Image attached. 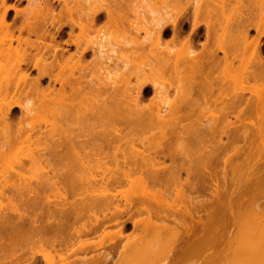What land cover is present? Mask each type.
Listing matches in <instances>:
<instances>
[{"label": "bare ground", "instance_id": "obj_1", "mask_svg": "<svg viewBox=\"0 0 264 264\" xmlns=\"http://www.w3.org/2000/svg\"><path fill=\"white\" fill-rule=\"evenodd\" d=\"M57 1L0 0V264H264V0H196L198 51L188 0Z\"/></svg>", "mask_w": 264, "mask_h": 264}, {"label": "rangeland", "instance_id": "obj_2", "mask_svg": "<svg viewBox=\"0 0 264 264\" xmlns=\"http://www.w3.org/2000/svg\"><path fill=\"white\" fill-rule=\"evenodd\" d=\"M35 1H36V0H34V1H33V0H30L31 4L34 3ZM83 1H84V0H83ZM92 1H93V2H92V4H93L95 0H92ZM96 1H99V0H96ZM131 1H133V0H131ZM135 1H137V0H134L133 2H131V4L133 5V3H135ZM150 1H151V0H150ZM153 1H154V0H153ZM153 1H151V2H153ZM155 1H156V5H158V6L162 5V3H161V4H160V3L158 4V1H159V0H155ZM186 1H187V0H182V1H179V2H183V3H185ZM28 2H29V0L27 1L25 7H23V8L28 7V4H30V2H29V3H28ZM84 2H85V1H84ZM84 2H81L82 4H80V6L82 5V6H81V9H82V10L85 9V6H87L86 8L88 9V5H86V4L90 3L91 1H90V2H89V0L86 1V4H85ZM87 2H88V3H87ZM138 2H139V1H138ZM159 2H160V1H159ZM187 2H188L187 8H189V7L192 8V5L194 6V4L196 3V0H191L190 2H189V0H188ZM192 2H193V3H192ZM72 3H73V2H72ZM96 3H97V2H96ZM96 3H95V4H96ZM136 3H137V2H136ZM139 3H140V2H139ZM183 3H182V4H183ZM31 4H30V5H31ZM90 4H91V3H90ZM90 4H89V5H90ZM142 4H143V5H142ZM189 4H190V6H189ZM134 5H135V4H134ZM136 5H139V4H136ZM164 5H165V4H164ZM164 5H162V6H163L162 9H163L164 11L161 10L160 13H159V16H161V17H163V18L167 17L166 14L168 13V12H167L168 9L166 8L167 6L164 7ZM73 6H74V5H73ZM80 6H79V7H80ZM83 6H84V9L82 8ZM142 6H143L144 8H140V5H139L138 8H140V10L143 9V16H144L145 14H147V15L144 16V17L146 18V20H147V18L151 19V16H154V15H153V14L150 15L151 12H147V11H146L147 9H148V11H150L149 8L152 9V8L150 7L151 5L144 4V2L142 1V3H141V7H142ZM74 7H75V6H74ZM132 7H133V6H132ZM23 8H22V9H23ZM133 8H135V7H133ZM133 8H132V9H133ZM193 8H194V7H193ZM193 8H192V9H193ZM75 9H76V7H75ZM144 9H145V10H144ZM85 10H86V9H85ZM135 10H136V9H135ZM140 10H139V11H140ZM193 10H194V9H193ZM162 11H163V12H162ZM129 12L132 13V14L130 15V14L128 13V17H129V18L131 17V19H132V18L134 17V16H132V15H133V12H132L130 9H129ZM144 12H145V14H144ZM141 13H142V12H141ZM162 13H163V14H162ZM147 16H148V17H147ZM101 19H102V17H101ZM99 21H100V20H99ZM99 24H100V23H99ZM97 25H98V23H97ZM97 25H96V26H97ZM98 26H99V25H98ZM98 26H97V27H98ZM99 27H100V26H99ZM99 27L97 28V30L101 28V32H102V30H103V28H102V27H103V24H101V27H100V28H99ZM93 30H95V32H96V28L93 29ZM95 32H93L92 34H94ZM104 32H105V31H104ZM102 33H103V32H102ZM143 34H144L143 32H140V36H143ZM94 35H98V34L95 33ZM98 36H99V35H98ZM170 36H171V34H167V33H165V34L163 35V37H166L165 39L170 38ZM102 40H104L103 43L101 42ZM263 40H264V37H263ZM98 41L101 42V44H99L100 47H103V48L105 47V51H102L103 54H102V53H99V54L103 55V57H104V55L107 56L108 54H110V50H107V52H106V49L109 47L108 44H111V43H108L107 41H106V43H105V39H101V40H98ZM107 43H108V44H107ZM4 44H5V41H4ZM95 44H97V43H95ZM102 44H103V45L106 44V45L103 46ZM111 45H112V47H110L109 49L113 48V46L115 45V43H114V44H111ZM95 46H96V45H95ZM95 46H94V47H95ZM106 46H107V47H106ZM97 47H98V48H97ZM97 47L95 48L96 50L100 49L99 46H97ZM115 47H116V46H115ZM115 47H114V48H115ZM103 50H104V49H103ZM99 51H100V50H99ZM99 51H98V52H99ZM104 53H105V54H104ZM107 53H108V54H107ZM112 53H113V54H112ZM112 53L110 54V55L112 56V58H110L112 61H114V58H115V61H116L117 59H119V58H118V57L120 56L119 54L114 53V52H112ZM114 54H115V55H114ZM113 56H116V57H113ZM107 57H110V56H107ZM100 60H101V59H100ZM115 61H114V62H115ZM116 62H118V60H117ZM118 63H119V62H118ZM33 73H34V72H33ZM10 156H11V155H9V157H10ZM12 157L15 158V159H12V160H16V161H17V159H18L17 157H18V156L15 155V157H14V155H13ZM6 158H7V160L5 159V157L3 158V161L6 160V161L8 162L6 165H4L6 162H4V164H2L3 162H2V163L0 162V163H1L0 165H2V166L4 165L5 168L2 167L4 170H6L8 164H9V166H10V164H11V163H9V161H11V160L8 161V157H6ZM16 158H17V159H16ZM10 159H11V158H10ZM14 162H15V161H14ZM12 163H13V161H12ZM13 164H15V163H13ZM13 164H11V166H12ZM9 166H8V167H9ZM9 168H11V167H9ZM9 168L7 169V171H9ZM37 168H38V166H37ZM37 168H33V167H31V168H29V169H26V170H27V173L25 172V170H23V171L21 170V171H22V175H23V177H26V178H28L29 176H30V177H35L36 175L39 174V171H37V170H38ZM31 169H32V170H31ZM33 169H36V172H37V173H36L35 170H33ZM28 170H29V171H28ZM21 171H20V172H21ZM23 172H24V173H23ZM25 175H26V176H25ZM130 188H131V187H130ZM132 188H133V187H132ZM52 189H53V188H52ZM125 190H127L128 192H132V191H133L132 193H134V191H136L135 188H134V190H132V189H128V187L125 188ZM47 192H49V191H47ZM69 194H70V193H69V190H68V195H69ZM71 194H72V193H71ZM70 196H71V195L68 196L69 199H70ZM72 196H73V195H72ZM72 196H71V197H72ZM51 197H52V196H51ZM195 217H196V216H195ZM113 224H115V226L118 228V224H117V223H112V225L109 224L110 228L108 227V225L105 226V228L108 227L109 230H111V228L114 226ZM115 226H114V227H115ZM114 227H113V228H114ZM131 227H132L131 224L127 223V227H126V229L124 230L125 233L128 232L129 230H131V229H132ZM105 228H104V229H105ZM113 228H112V231H111V232H113V230H114ZM130 228H131V229H130ZM105 230H106V229H105ZM107 230H108V229H107ZM116 230H117V229H116ZM116 230H115V231H116ZM193 230H194V231H195V230L197 231V230H198V229H197V226H196V228H195V226H194V227H193ZM197 232H198V231H197ZM100 234H101L100 236L102 237V231H101ZM96 235L98 236L99 234H96ZM100 236H98V237H100ZM101 237H100V238H101ZM91 238H95V240L93 239L94 241L97 240L95 236H93V237H91ZM122 238H123V237H122ZM122 238H121V239H122ZM104 239H105V238H104ZM124 239H125V238H124ZM124 239H123V240H124ZM88 240H90V238H89ZM98 240H99V238H98ZM98 240H97V241H98ZM123 240H122V242H123ZM152 240H154V238H153ZM90 241H92V240H90ZM94 241H93V242H94ZM97 241H96V242H97ZM77 242H78V241H77ZM94 243H95V242H94ZM152 243H153V242H152ZM159 244H160V243H159ZM166 245H167V244H166ZM237 246H238V244L235 242V243L233 244V247H237ZM100 247H101V246H100ZM162 247H163V248L165 247V249L167 250L166 252H168V253H165V251L162 252V251H163L162 249L160 250L161 252H158L159 249H156V251H157L158 253H160V254H157V253H156L155 258H156V257H157V258H156V259L154 258V261H153L152 264H154V262H156V261H157V263H159V264H165V263L168 262V258H169V248H168L167 246H164V244L162 245ZM166 247H167V248H166ZM98 248H99V247L97 246L96 249H98ZM101 248H102V247H101ZM101 248H99V249H101ZM99 249H98V250H99ZM95 251H96V250H95ZM235 252H237V251H235ZM235 252H233V254L230 255V260H232V261L235 260V257H236L235 255H237V257H238V256L240 257V253L237 252V253L235 254ZM164 253H165V254H164ZM162 254H163V255H162ZM154 255H155V253H154ZM164 255H165V256H164ZM204 255H205V254H204ZM204 255H203V256H204ZM200 256H201V255H198V254H197L196 257L192 256V258L189 257V259H188V258H187V259L184 258V259L187 260L188 262L191 261L190 263H188V262L185 261L184 259H183L181 262L186 263V264H198V263L200 264L201 261H202L201 264H207L208 259L205 257V258H204L205 261H204V259L202 260L203 257H200ZM72 257H73V256H72ZM79 257H80V256H79ZM164 257H165V259H164ZM167 257H168V258H167ZM70 258H71V257H70ZM166 258H167V259H166ZM151 259H153V257H152ZM206 259H207V261H206ZM236 259H237V258H236ZM164 260H166L167 262L164 261ZM193 260H194V261H193ZM199 261H200V262H199ZM236 261H237V260H236ZM93 262H94V264L97 263V262L95 263V261H93ZM181 262H179V263H181ZM193 262H194V263H193ZM195 262H197V263H195ZM204 262H206V263H204ZM237 262H238V261H237ZM183 263H182V264H183ZM222 263H224V262H222ZM41 264H42V263H41ZM89 264H91V263H89ZM92 264H93V263H92ZM97 264H98V263H97ZM224 264H225V263H224Z\"/></svg>", "mask_w": 264, "mask_h": 264}, {"label": "flooded vegetation", "instance_id": "obj_3", "mask_svg": "<svg viewBox=\"0 0 264 264\" xmlns=\"http://www.w3.org/2000/svg\"><path fill=\"white\" fill-rule=\"evenodd\" d=\"M27 1H28V0H7V4H10V3H11V4H15V6H17V8L20 7V8L22 9V8L26 5ZM52 1H53V3L55 4V8H56L55 10H58V9L60 8V4H61V2L59 3V1H57V0H52ZM127 1H129V0H127ZM58 3H59V4H58ZM182 3H183V2H182ZM202 3H204V2H202ZM202 3H201V6L206 5V4L203 5ZM130 4H131V3H130ZM57 5H59V6H57ZM209 5H210V4H209ZM201 6H200V8H201ZM205 7H206V6H205ZM20 8H19V9H20ZM207 8H209V6H208ZM201 9H202V8H201ZM203 9H204V7H203ZM186 10H187V11H184L183 15H182L181 18H180V22H179V26H181V27H180L181 35L183 36L184 34L186 35L187 33H190V32H191V33H192V39H193V43H194L195 50L197 49V51H198V50H201V49H199V48H203V47H202V46H203L202 44H204V43H209V42H206V40H207V31H206V27L204 26V25H206V24H203V21H200V20H199L201 23H198V24L194 27L195 30H194L192 27H189V25L192 26L191 23L193 24V22L189 21V20H192V16H191V15L193 14V13H192V12H193V11H192L193 9H192L191 7H189V8H186ZM13 11H14V10H12V8L8 10V19H9V20H10V18L13 19V15H14V17H15V15H16V14H14ZM199 11H201V10H199ZM203 11H207L206 8H205ZM190 12H191V13H190ZM200 13L202 14V12H200ZM200 16H201V15H200ZM199 19H200V18H199ZM10 21H11V20H10ZM16 23H18V22H16ZM99 23H100V22H99ZM99 23H98V24H99ZM204 23H205V22H204ZM54 28H55V27H54ZM190 28L193 29L194 31L191 30ZM52 30H53V28H52ZM54 30H55V29H54ZM189 30H190V31H189ZM17 31H18V30H17ZM17 31H16V28H15L14 32L17 33ZM205 31H206V32H205ZM184 32H185V33H184ZM186 32H187V33H186ZM66 33H67V29L64 28V30H63V35H61V39H60L61 42H62L65 38H67V34H66ZM165 33H167V34L171 33V27H170V26L166 27V29H165ZM165 33H164V34H165ZM183 33H184V34H183ZM191 33H190V34H191ZM204 33H205V34H204ZM17 34H18V33H17ZM17 34H16V35H17ZM24 35H25V33L23 32V36H24ZM203 36H204V37H203ZM33 37H34V36H32V37L30 36L31 39H32ZM205 38H206V40H205ZM33 39H34V38H33ZM164 39H165V38H164ZM195 41H197V42H195ZM202 41H205V42L203 43ZM207 41H208V40H207ZM14 44H15V43H14ZM90 53H91V52L88 53L87 58L91 55ZM90 57H91V56H90ZM90 57H89V58H90ZM65 206L68 207L69 204L67 203V204H65ZM99 215L102 216V214H99ZM83 217H84V215L82 216V218H83ZM86 217H87V216H86ZM82 218H81V220H80V219L78 220V221H80V224L82 223L81 221H84V220H86V222L84 221L85 224H87V223L89 224L87 218H86V219H84V218L82 219ZM119 219H120V218H119ZM78 223H79V222H78ZM78 223L76 222V224H78ZM128 223L131 224L130 221H128ZM76 224H75V226H76ZM80 224H78L77 227L80 228V226H81ZM79 225H80V226H79ZM86 226H87V225H86ZM88 226H89V225H88ZM102 226H104V221L102 222V225H98L97 229H94V228H93L92 231H90V232L88 231L89 233H88V232L85 233V231H84V233H85L86 235L82 232L84 236L81 234V235H79L78 237H81V239L84 238V240H85V239H88V238H90V237L95 236L96 234H100V232H101V230H102L101 228H103ZM83 229H84V228H83ZM81 230H82V229H81ZM70 231H71V229H70ZM61 235H62V234H61ZM64 235H65V236H68V237H71V236L73 237V234H72L71 236H69L68 234H64ZM64 235H63V237H65ZM75 235H76V234H75ZM75 235H74V236H75ZM76 236H77V235H76ZM76 236L74 237L75 239H76ZM82 236H83V237H82ZM72 237H71V238H72ZM78 237H77V240H78ZM58 238H59V237H58ZM58 238H57V239H58ZM60 238H61V237H60ZM74 238H73V239H74ZM66 239H68V238L65 237V241H67ZM73 239H72V240H73ZM79 239H80V238H79ZM59 240H60V239H59ZM70 240H71V239H70ZM72 240H71V241H72ZM82 240H83V239H82ZM73 241H74V240H73ZM75 242H77V241H75ZM58 243H59V242H56V244H58ZM60 244H63V242L60 243ZM60 244H59V245H60ZM65 244H66V243H65ZM67 244H68V243H67ZM67 244H66V246H67ZM69 244H70V243H69ZM74 244H76V246H77V243H74ZM57 246H58V245H57ZM62 246H63V245L58 246V247H60L61 250H62V249L65 248V247L63 248ZM69 246L72 248V247H74L75 245H73V246H72V245H69ZM70 247H69V248H70ZM66 248H67V247H66ZM66 248H65V249H66ZM66 250H67V249H66ZM66 250H65V251H66ZM88 251H90V250H88ZM88 251H87V252H88ZM91 251H92V250H91ZM93 251H95V248L93 249ZM62 252H64V251H62ZM67 252H68V251H66L65 253H67ZM79 254L81 255V254H84V253H79ZM88 254H89V252H88Z\"/></svg>", "mask_w": 264, "mask_h": 264}, {"label": "clouds", "instance_id": "obj_4", "mask_svg": "<svg viewBox=\"0 0 264 264\" xmlns=\"http://www.w3.org/2000/svg\"><path fill=\"white\" fill-rule=\"evenodd\" d=\"M32 107H33V101L31 99H28V100L25 101V105H24L22 111H25L29 115H31L32 112L30 110L32 109Z\"/></svg>", "mask_w": 264, "mask_h": 264}]
</instances>
